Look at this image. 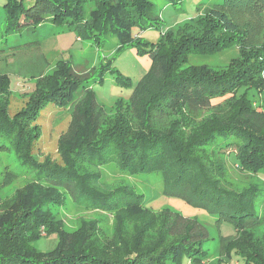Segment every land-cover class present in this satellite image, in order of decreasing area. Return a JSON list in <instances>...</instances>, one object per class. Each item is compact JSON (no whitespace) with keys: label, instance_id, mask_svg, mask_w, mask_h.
<instances>
[{"label":"trees","instance_id":"obj_1","mask_svg":"<svg viewBox=\"0 0 264 264\" xmlns=\"http://www.w3.org/2000/svg\"><path fill=\"white\" fill-rule=\"evenodd\" d=\"M3 1L6 34L48 20L98 46L115 36L117 50L126 44L146 45L132 30L157 28L162 21L148 0H33L27 9L24 0ZM198 12L195 18L204 22L201 34L184 31L186 24L166 29L150 44V70L128 101L115 103L110 114L89 86L106 71L117 73L110 61L82 74L60 61L55 73L34 82L33 100L12 119L0 103V151L10 150L48 187L41 203L0 226V264H205L207 253L200 242L208 237L198 219L164 207L160 225L147 220L154 212L142 195L127 185L110 188L103 183L101 168L110 163L128 176L159 172L162 196L182 199L230 224L238 240L222 246L227 263L237 257L242 264H264V242L252 231L261 219L256 200L264 202L259 185L264 175V109L255 100L264 92V0H223ZM231 46L238 58L228 70L194 67L176 73L177 63L195 49L213 52ZM9 81L4 80L7 89ZM53 82L54 87L44 90ZM50 102L71 104L70 121L58 143L62 162L38 163L32 157L36 135L31 124ZM226 160L260 183L229 186ZM67 198L115 213L112 232L97 234L96 221L90 222L75 248L66 246L62 221L41 205H61ZM4 206L6 213L22 204L9 199ZM42 234L56 236L45 252L33 246ZM227 238L219 234L221 244Z\"/></svg>","mask_w":264,"mask_h":264},{"label":"rangeland","instance_id":"obj_2","mask_svg":"<svg viewBox=\"0 0 264 264\" xmlns=\"http://www.w3.org/2000/svg\"><path fill=\"white\" fill-rule=\"evenodd\" d=\"M153 5V11L162 20L157 28L145 30L133 29L135 38L140 37L143 43L139 47L135 44H126L120 50L118 39L115 36H108L103 39L100 45L78 38L74 29L68 27H57L51 21H45L38 26L21 27L20 30L5 33V15L2 8L3 0H0V103L5 104V114L9 119L27 108L33 100L30 92L34 82L48 78L58 70L60 61L71 63L73 71L77 74L88 72L92 68L104 65L108 61L111 68L117 73L106 71L102 80L97 78L89 81L98 103L110 114L115 103L127 102L131 96L133 87L150 70L151 57L147 53L150 44L158 42L161 34L168 29L176 30L184 26V31L200 35L204 22H199V12L222 3L223 0H183V2L170 0H148ZM24 8L33 5V0H24ZM195 18V19H193ZM23 19V18H22ZM192 20L191 23L189 20ZM24 23L25 20H23ZM189 28L186 29V27ZM198 48L190 52L176 66V73L190 69L208 67L213 70H228L235 59L238 58L237 48ZM196 68V69H197ZM9 81L8 89L5 88L4 80ZM51 83V81H50ZM56 84L46 85L44 90L54 87ZM80 90L73 95H79ZM74 98V99H75ZM255 100L257 106L264 109V92L258 93ZM71 115V104L60 106L50 102L32 122L34 127L35 146L32 157L38 163L46 159L52 162L61 163L58 143L59 138L67 129ZM225 182L234 188H244L250 183H260L255 176L248 172L241 171L231 162L226 160ZM103 183L110 188L116 185H127L135 195H142L147 202V207L153 210L151 216H147L153 223L158 225L163 222L161 209L166 207L174 210L186 218H196L199 225L204 226L207 239L201 241V248L207 253L205 264H242L241 260L233 257L227 263L223 247L228 242L238 240L234 229L230 224L219 222V215L207 213L201 209L189 205L186 201L177 198H166L162 196L164 186L159 172L149 174L139 173L133 176L121 174L117 171L114 163L101 168ZM35 172H27L15 155L9 150L0 151V226L5 221L15 222L23 213L22 210L36 207L45 197L46 188L44 183L37 182ZM259 184L264 189V175L260 176ZM16 196V197H15ZM17 196L19 199H17ZM12 199L22 204L21 208L10 209L5 213L4 202ZM258 200V199H257ZM256 206V213L260 215V224L252 229L255 239L259 243L264 242V205L259 200ZM42 211H50L56 219L62 221L65 245L72 248L78 244L76 241L86 233L90 222L96 221L97 234L109 235L114 226L115 213L94 209L85 203L76 202L67 198L61 205H53L52 202H44L41 205ZM168 221V226L172 224ZM179 226V225H177ZM181 230V228H179ZM198 229L194 230V233ZM219 234L228 236L225 243L221 244ZM42 237L33 244L39 251L50 250L55 242L56 236ZM97 238V235H94ZM92 236H89V241ZM188 264V262H186Z\"/></svg>","mask_w":264,"mask_h":264}]
</instances>
